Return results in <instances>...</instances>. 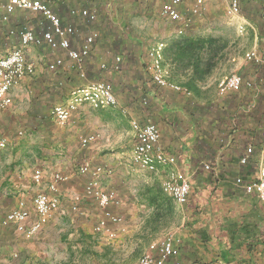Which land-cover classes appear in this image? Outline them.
I'll list each match as a JSON object with an SVG mask.
<instances>
[{
	"label": "crops",
	"instance_id": "0c3cea01",
	"mask_svg": "<svg viewBox=\"0 0 264 264\" xmlns=\"http://www.w3.org/2000/svg\"><path fill=\"white\" fill-rule=\"evenodd\" d=\"M8 1L0 0V15ZM43 1L64 24L74 27L70 36L73 48L79 49L86 37L95 35L85 63L88 80L110 82L118 105L99 109L85 106L66 126L54 121L49 110L51 103H59L66 95L68 98L70 88L75 86L72 81L78 77L75 62L59 50L63 54L58 56L64 58L65 66L55 72L49 99L44 95L40 104H12L0 114V141L7 142L6 147H0V163L5 153L14 167L4 174L0 172V264H134L153 243L170 233L179 238L178 258L182 264H264V203L236 182L240 176L245 181L255 178L259 166L264 164V116L259 127L252 126L250 116L240 114L237 98L244 94L241 102L247 100L252 112L263 113L258 105L264 86L260 72L254 74V68L249 71V65H245L242 73L247 76L242 88L221 94L218 82L229 74L221 67L222 62L200 83L198 91L182 86L186 77H171L173 67L165 65L169 80L187 91L161 86L147 68V49L154 42H148L145 36L134 37L130 29L134 18L150 15L147 8H139V0ZM242 1L243 18L255 34L251 49L259 48L264 53V0ZM193 2L184 0L186 6ZM75 9L77 13L72 12ZM80 9L94 13L96 19L82 16ZM209 10H213V5ZM42 21L39 13L17 9L9 21L0 23V54L18 42L20 30L33 29L41 34ZM190 30L197 32L201 28ZM117 56L121 57L120 68L114 70ZM67 59L74 63V68L66 67ZM31 62L36 66V79L38 61ZM29 77L32 76L25 77L19 85L30 87L26 86ZM212 85L215 88L211 89ZM134 117L157 123L161 146L176 157V163L147 171L141 179H136L131 166ZM16 128L23 134L16 135ZM90 132L97 133V140L84 147L76 136ZM256 138L260 147L254 144ZM249 145H253L254 154L242 164L240 160ZM85 159L112 170L105 184L115 188L122 198V204L113 208L123 215L126 231H120L112 241L94 232L103 209L96 200L84 195L89 175L80 174L76 165ZM37 166L48 172L41 185L32 178ZM168 170H175L190 181L191 193L186 203L173 198L171 205L165 203L169 195L162 184ZM54 172L67 178L59 183L60 209L44 227L29 235L13 224H4L6 212L17 200L24 197L32 203L33 193L45 189ZM10 192L15 195L9 196ZM77 193L82 199L79 211L75 212L71 202ZM96 236L102 242L97 244ZM105 243L112 244L102 245Z\"/></svg>",
	"mask_w": 264,
	"mask_h": 264
},
{
	"label": "built area",
	"instance_id": "2783aa9c",
	"mask_svg": "<svg viewBox=\"0 0 264 264\" xmlns=\"http://www.w3.org/2000/svg\"><path fill=\"white\" fill-rule=\"evenodd\" d=\"M142 1L151 2L156 0ZM208 2L209 0H194L191 5L186 6L184 0H162L159 13L161 17L178 26V34H183L191 27L192 15L206 14ZM3 7L4 12L0 15V23L9 21L11 15L17 9H25L41 14L44 27L41 34L33 29L20 30L18 32V44L14 45L8 52L0 54V114L14 103V89L20 82L36 72L35 64L29 61L26 53L27 48L32 45L47 46L52 51H65L67 56L75 62L79 76L84 80V83L70 91L66 101L56 104L51 109L52 118L59 125L66 126L69 124L74 115L84 105H89L94 109L118 105V98L112 84L103 80H88L85 63L95 43V35L86 37L79 49L73 48L70 36L75 32L74 27L64 24L61 17L45 1L9 0ZM72 12L77 13L78 11L75 9ZM79 13L89 20L96 19V15L87 9H80ZM227 14L231 17L241 18L240 29H247V21L242 15V0H230ZM166 45L165 41H157L147 49V68L152 79L161 86L187 91L186 88H182V86L169 80L168 70L163 64ZM245 58L264 67V54L258 48L248 50ZM116 61L115 68L119 69L121 57L117 56ZM64 65V58L57 55L48 64V68L56 71ZM102 67H105V65H102ZM244 84L243 75L233 72L220 80L219 92L226 94L230 91L240 90ZM131 126L135 136L131 161L137 169L157 171L161 167L176 163L175 155L168 153L160 144L161 132L157 123L152 120L142 122L134 117L131 119ZM19 133L23 134L22 131ZM97 136L95 132L82 135L79 139L80 144L86 147L95 142ZM261 138L264 152V123L261 128ZM6 145L5 139L0 141V147L4 148ZM254 151L253 145H249L240 160L241 163L246 164ZM206 168H210V166L206 165ZM77 171L80 174L89 175L84 185V195L96 200L103 209L101 217L94 226V232L104 235L109 241L116 239L120 231H126V224L123 215L113 208L122 204L119 192L105 184V180L112 173V170L106 165H94L91 160L85 159L77 166ZM44 177L43 168L36 167L32 175L33 181L40 185L43 183ZM66 178L62 173L54 172L46 188L38 191L33 196L32 205L37 217L35 220L31 219L32 209L28 201L21 197L16 205L6 212L3 223L6 225L13 224L20 232L29 235L36 234L60 209L59 183ZM236 182L247 193L255 194L264 203V164L259 166L258 175L255 178L245 181L240 176L236 179ZM162 187L176 202L182 204L187 202L191 193L190 181L175 170L167 171ZM81 199V194L77 193L72 196L73 211H79ZM112 225H116L117 228H113ZM179 242L176 235L167 234L153 243L150 250L143 253L134 264H182L178 258L180 254Z\"/></svg>",
	"mask_w": 264,
	"mask_h": 264
},
{
	"label": "rangeland",
	"instance_id": "374dc122",
	"mask_svg": "<svg viewBox=\"0 0 264 264\" xmlns=\"http://www.w3.org/2000/svg\"><path fill=\"white\" fill-rule=\"evenodd\" d=\"M161 2L162 0H156V1H151V2H144L142 0H139L138 1L139 8L140 7L147 8L148 10H150V15H145V16L142 15V16L134 18L133 19L134 21L130 22V25H131L130 29L134 31L133 32L135 34L134 37L145 36L148 42L165 41L167 43L166 45V49H167L171 41L180 37V34L177 33L178 26L175 23H172L160 16L159 8H160ZM229 2L230 0H209L208 8L210 5H213V10L211 11L209 10L208 13L204 15H200L197 17H191L192 24L190 28H196V27L201 28V30L194 32L196 33V35H205V36L212 35L214 37H220L222 39L227 40L228 46L225 50L227 55L218 64L219 66L222 62L221 67H223V69L226 68L227 73L230 74L233 72H239L240 74H243V77L247 76L246 74H244V72L242 73V71H244L243 67H246L245 65H249L247 70L250 71L251 68H254V71L252 73L256 74L260 72L259 78L264 77L263 67L255 63H252V62L247 63L246 58H245L246 52L250 50L251 48H253L254 46L255 34H253V29L252 27H247V29H244V30L240 29L239 25L241 24L242 19L239 17H231L227 14V7L229 5ZM135 29H138V30L135 31ZM145 30L147 32H144ZM187 32H193V31L189 30ZM26 53L30 61H38L37 63L38 72L36 73V76H35L36 79H34V75H33V78L29 77L30 79L27 82L26 86H30V87H25L24 85H18L14 89L15 96H14L13 105L23 106V105H28L30 103L40 104L41 101H43L44 99V95L48 96V99H49L50 94L53 93L50 89L52 87L51 85L52 79L53 77H55V72L50 71L47 68V65L53 59V57L63 54L61 53V51H52L46 46L37 47L33 45L27 48ZM66 63H67L66 67H72V68L75 67L73 66L74 63L72 61H69L68 59ZM246 79L250 80V78H246ZM77 81H78V78L76 77V81H72V82L77 83ZM219 82H218V85H219ZM212 88H215L214 85L211 86V89ZM237 98H239L238 100L241 106L238 109L240 114L246 115V116L249 115L251 118L252 126L259 127L261 124V116H264V86L262 87L261 94L258 99V105L261 106L260 110L263 111L262 114H258V110H256V112H252L251 109L248 107V104L250 103L249 101L243 100L244 102H241L242 98L245 99L244 94L242 95L241 93V95ZM66 99H67V95L64 96V98L61 99L59 102H63ZM51 104L53 106L55 103H51ZM85 106L90 107L89 105H84L81 107V109H79L78 112L83 111V108ZM20 129L21 130L23 129L26 131V128L24 127H21ZM18 132L19 131L17 129L16 135ZM25 133L28 134L29 131H26ZM19 135L20 134L18 133V136ZM81 136L77 134L76 139L79 140ZM23 140H25V138H23ZM254 144L260 147L259 139L256 138ZM1 157H2L3 162L0 163V172L4 174L6 170L8 171L14 170L13 163L11 161L8 162L7 160V158L9 157L5 156V153L2 154ZM78 165H79V162L77 161L76 166ZM131 166L133 169L135 168L134 169L135 171L133 172L137 174L136 179H141V177L144 176L143 174L147 172L146 170L137 169L132 164V161H131ZM37 167H41V166H37ZM253 169L257 170V165H254ZM43 170L45 172V177H46L48 175V172H46L44 168ZM45 177H44V180H45ZM35 193L36 191L33 193L32 196H34ZM12 195H15V193L10 192L9 196H12ZM28 204L30 208L32 209L31 219L35 220L37 217H36V213L34 212L33 205L29 201H28ZM61 231H65V230H61ZM98 241L102 242V239L99 238V236H96L95 242L97 244H98ZM111 244L112 243L110 244L105 243L102 245H111Z\"/></svg>",
	"mask_w": 264,
	"mask_h": 264
},
{
	"label": "trees",
	"instance_id": "16d2710c",
	"mask_svg": "<svg viewBox=\"0 0 264 264\" xmlns=\"http://www.w3.org/2000/svg\"><path fill=\"white\" fill-rule=\"evenodd\" d=\"M190 29L191 28H189L187 31ZM187 31L183 34H180V37L177 39L171 41L167 49L165 48L163 64L173 67V74L171 73V77L175 75H183L186 77V79L181 84L182 86L186 87L189 91H198L200 89V83L204 82L212 74L219 62L227 55L225 50L228 46V42L227 40L220 37H214L212 35H196L194 32ZM18 42H16L15 45L18 44ZM261 53L264 54L263 52ZM112 68L116 70L115 63L113 64ZM77 75L78 81L75 83V86L70 88V91L74 87L84 83V80L79 76L78 71ZM56 104L58 103H55L50 107V112ZM164 201L165 203H169L171 205L172 197L167 196L165 197Z\"/></svg>",
	"mask_w": 264,
	"mask_h": 264
}]
</instances>
